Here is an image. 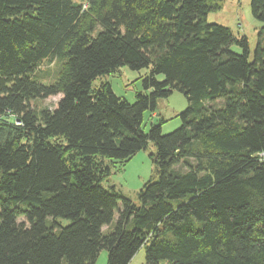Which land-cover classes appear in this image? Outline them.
I'll return each instance as SVG.
<instances>
[{
	"label": "trees",
	"instance_id": "obj_1",
	"mask_svg": "<svg viewBox=\"0 0 264 264\" xmlns=\"http://www.w3.org/2000/svg\"><path fill=\"white\" fill-rule=\"evenodd\" d=\"M224 1L0 0V264H129L142 247L146 264H264V27L251 58L207 21ZM251 9L264 23V0ZM122 67L148 69L133 103L95 85ZM175 90L181 126L145 130ZM150 143L135 203L109 178Z\"/></svg>",
	"mask_w": 264,
	"mask_h": 264
},
{
	"label": "rangeland",
	"instance_id": "obj_2",
	"mask_svg": "<svg viewBox=\"0 0 264 264\" xmlns=\"http://www.w3.org/2000/svg\"><path fill=\"white\" fill-rule=\"evenodd\" d=\"M79 1V0H76ZM209 23L224 25L232 30L236 36L247 38L250 46L251 58L258 42V34L264 27V23L258 21L251 9V0H225L222 8L218 11L211 12L207 16ZM232 51L242 53V49L234 45ZM63 63L58 60L45 61L39 72L43 77L42 82L50 83L56 80L58 72ZM148 73V69L133 71L128 67H122L120 71L96 80L95 85L101 81L107 80L112 85L114 93L127 99L131 103L136 101V93L143 90L141 77ZM62 95L51 96L46 99L35 101L37 108L49 107L56 108ZM188 107L186 96L180 91L175 90L168 98H161L157 102V108L153 111H147L144 114V128L149 130L152 123L157 124L160 120L165 119L162 124V134L166 135L178 129L182 121L179 117ZM155 146L150 143L147 150H141L123 163L115 162L112 167L113 174L109 178L110 183L116 186L124 196L133 202H138V193L154 175L155 165L151 155L155 153ZM66 225L69 221L61 219ZM117 221V214L113 223L109 227H104V231L111 230ZM108 252L102 250L95 264H107ZM129 264H146V249L142 247L133 257Z\"/></svg>",
	"mask_w": 264,
	"mask_h": 264
}]
</instances>
